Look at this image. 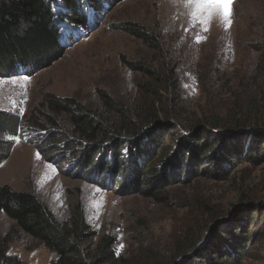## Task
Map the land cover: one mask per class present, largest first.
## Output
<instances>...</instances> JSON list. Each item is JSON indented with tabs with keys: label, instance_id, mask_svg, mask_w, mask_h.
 <instances>
[{
	"label": "rangeland",
	"instance_id": "rangeland-1",
	"mask_svg": "<svg viewBox=\"0 0 264 264\" xmlns=\"http://www.w3.org/2000/svg\"><path fill=\"white\" fill-rule=\"evenodd\" d=\"M102 1L97 15H91L83 5L87 2L78 0L86 12L81 26L61 0H48L54 16L62 15L55 24L65 26L63 43L69 48L58 58L30 66L26 75L18 67L0 75V111L20 120L18 134L3 137L0 184L37 195L61 222L79 209L97 240L113 237L118 254L139 264L147 258L169 263L187 232L197 233L205 242L216 219L225 218L242 199L264 200V163L246 159L224 181L197 178L183 184L177 179L165 190L168 200L162 203L122 184L120 176L88 170L82 159L93 150L86 144V148L73 145L76 137L67 118L55 117L47 99H73L86 110L99 112L100 92L128 103L148 80L146 70L162 71L167 63L178 83L177 94L191 113L227 116L240 94V82L257 76L264 48V0H233L231 27L213 14L207 31L194 26V7L186 0ZM130 26L150 33L160 44L145 45L127 32ZM37 121L45 127L34 128ZM162 150L157 147L155 160L158 169L166 170L181 152L174 143L171 154L161 161ZM77 152L81 156L76 157ZM107 154L102 151L96 162L103 163ZM215 211L220 215L216 219ZM0 252L17 264H50L54 259L1 211ZM253 257L248 264H264V244H258Z\"/></svg>",
	"mask_w": 264,
	"mask_h": 264
},
{
	"label": "trees",
	"instance_id": "trees-1",
	"mask_svg": "<svg viewBox=\"0 0 264 264\" xmlns=\"http://www.w3.org/2000/svg\"><path fill=\"white\" fill-rule=\"evenodd\" d=\"M61 1L73 21L84 26L86 12L84 8L81 11L78 0ZM84 1V7L95 13L105 3ZM61 17L54 16L48 0H0V75L18 66L31 68L60 57L67 49L61 44V27L55 24ZM127 32L145 45L160 44L158 38L136 26L127 27ZM146 71L148 80L140 84L139 95L128 103L100 92L103 108L99 112L88 111L73 99H47V108L55 117L67 118L70 133L76 137L73 145L86 144L93 150L82 163L88 170L94 168V175L107 172L120 176L121 183L126 182L122 184L165 203V190L177 179L183 184L197 178L224 181L230 170L246 159L256 165L264 163V48L257 76L240 82V94L227 116L210 113L197 117L191 113L177 94L178 83L167 63L162 71ZM44 127L41 121L34 124L37 129ZM19 129L17 117L0 111V166L5 159L3 137L16 136ZM168 140L173 145H166ZM51 142L56 144L57 140ZM174 143L181 153L173 156L168 169H158L157 147L163 149L162 161L171 154ZM102 151L108 157L103 163L96 162ZM75 156L81 155L77 152ZM0 211L52 253L50 264H139L131 256L118 254L113 237L97 240L79 209L73 218L61 222L37 195L0 184ZM213 213L214 219L220 216ZM216 220L205 242L197 233L187 232L169 263H152L149 258L143 262L178 264L190 255L181 264H248L258 244H264V200L242 199L225 218ZM0 253V264H17Z\"/></svg>",
	"mask_w": 264,
	"mask_h": 264
},
{
	"label": "snow or ice",
	"instance_id": "snow-or-ice-1",
	"mask_svg": "<svg viewBox=\"0 0 264 264\" xmlns=\"http://www.w3.org/2000/svg\"><path fill=\"white\" fill-rule=\"evenodd\" d=\"M233 0H186V5L193 6L191 13L194 26L199 24L204 31H207L206 25L209 23L213 14L222 18L226 27H231V5ZM201 37L197 36L196 43L201 42ZM28 80V77H23ZM18 139V138H17ZM39 158V154H37ZM123 245H121V248Z\"/></svg>",
	"mask_w": 264,
	"mask_h": 264
},
{
	"label": "water",
	"instance_id": "water-1",
	"mask_svg": "<svg viewBox=\"0 0 264 264\" xmlns=\"http://www.w3.org/2000/svg\"><path fill=\"white\" fill-rule=\"evenodd\" d=\"M222 223V222H221ZM213 229V228H212ZM206 241V240H205ZM204 243V242H203ZM190 255H186V256H184L183 258H181V260H179V262H178V264H181V263H183L188 257H189Z\"/></svg>",
	"mask_w": 264,
	"mask_h": 264
}]
</instances>
